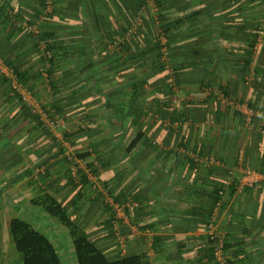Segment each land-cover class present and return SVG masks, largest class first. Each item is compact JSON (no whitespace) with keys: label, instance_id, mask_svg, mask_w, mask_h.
Masks as SVG:
<instances>
[{"label":"crops","instance_id":"0c3cea01","mask_svg":"<svg viewBox=\"0 0 264 264\" xmlns=\"http://www.w3.org/2000/svg\"><path fill=\"white\" fill-rule=\"evenodd\" d=\"M158 1L170 11L163 22L167 39L149 0L143 32L136 36L142 50L122 52V34L132 26V0H54L51 12L43 9L42 0H0V56L31 75L41 106H58L55 117L63 121L52 133L40 128L26 133L34 125L0 85V131L11 124L20 132L3 133L18 153L8 164L0 157V264H23L10 234L14 217L49 237L63 264H78L68 230L30 203L39 193L31 178L40 166L49 172L44 189L72 201L70 214L110 257L120 251L114 237H107L114 213L103 195L124 205L128 220L120 228L127 251L146 253L148 264L199 263L213 188L228 180L238 151L254 169H264V48L257 46L244 69L239 64L244 52L233 46L245 39L239 26H264V4ZM201 9L202 15L191 17ZM43 34L58 48V62L47 77L40 72ZM154 34L160 53L148 50ZM262 37L260 32L258 44ZM125 38H130L127 33ZM173 98H178L175 106ZM246 107L254 113L248 127L240 111ZM139 135V145L128 154ZM57 144L80 162L85 183L79 196ZM190 151L216 164L195 162ZM26 169L32 172L27 175ZM225 208L233 217L225 224L228 237L245 242L246 259L238 258V264H264V185L227 195ZM156 237L166 241L157 248L169 253L154 254Z\"/></svg>","mask_w":264,"mask_h":264},{"label":"trees","instance_id":"16d2710c","mask_svg":"<svg viewBox=\"0 0 264 264\" xmlns=\"http://www.w3.org/2000/svg\"><path fill=\"white\" fill-rule=\"evenodd\" d=\"M148 1L149 0H132V24L134 23L135 19L141 14L142 22L144 23V15L146 8L148 6ZM259 2L260 4H264V0H247V2ZM154 5L156 6V12H155V21L160 22V28H161V35H164L165 37L167 36L169 30L165 26H163V22L167 21L170 19V11L164 10L161 7V4L158 0H153ZM42 7L45 10L46 6L44 4V0H42ZM210 9L209 11H211ZM53 11V10H52ZM205 11L201 9L197 13L195 12L191 17H198L202 15ZM242 11H239V13ZM4 12L1 10L0 15H2ZM147 13V12H146ZM213 13V11H212ZM38 14H43V11H38ZM247 14V13H246ZM152 18V16H150ZM143 23L140 27L137 28L135 34L132 35L131 38H125L126 33H128L129 28H127L124 33L122 34L123 42L120 44V50L123 51H136L142 50V45L137 42L136 36L139 37V35L142 34V27ZM154 23V22H153ZM162 24V25H161ZM156 26V23H154ZM239 32L244 33V41L242 43H239L238 46H234V49L241 52L243 51L244 57L239 59V64H241L244 69H247L250 67V64L252 62L251 58L254 54V51L257 49L258 46V37L261 32V28L258 25H252V26H239L238 27ZM155 35V34H154ZM156 36V35H155ZM45 35L40 36V40H42V43H45V51L49 52L51 54V59H49V69L47 71V74L50 75L53 72V67L55 66L56 62H58L57 57L55 56V52L58 50V48H55L51 46L49 43H46L45 40ZM167 39V37H166ZM155 40V41H154ZM151 41L150 46L152 45V48L148 47V50L160 53L162 46L160 45V38L159 36H156L155 39ZM168 41L166 43L168 47ZM264 51V49H263ZM143 55V54H141ZM1 57V56H0ZM2 58V57H1ZM46 59L44 57L43 59V65H45ZM7 64V63H6ZM8 65V64H7ZM10 66L18 76V79L20 82L28 86L30 89L31 87V75L26 72H21L19 69H17L14 65L9 64ZM247 74V73H246ZM247 76V75H246ZM6 83V84H5ZM0 85H5V88H8V83L5 80H0ZM4 87V86H3ZM33 91V90H32ZM8 93V91H7ZM8 97H10L8 95ZM11 98V97H10ZM14 100H17L21 103L19 99L16 98H11ZM22 104V103H21ZM23 112H25V120L32 125H34L31 129H26V133H32L31 130H38L40 128L43 132L47 133H52L51 132V127L47 126L40 120L39 117L34 116L27 107H25L23 104ZM53 110V112L48 111V115L51 118H54L55 115H58V111L60 110L58 106H51L50 108ZM56 113V114H55ZM27 123V124H28ZM11 124H5V127L3 129L1 128L0 131V157L3 158L4 162L8 164L13 160V158L16 157V154L18 153L15 149L14 144L11 142L10 139L4 140L3 139V133H20L19 131L14 132V128L11 127ZM29 127V125H28ZM2 133V134H1ZM3 139V140H2ZM25 140L28 142V140L25 138ZM53 141H56L52 138ZM141 140V136L139 135L136 139L132 141V143L128 146L126 149V152L129 154L131 150L133 151L134 148H136ZM25 142V141H24ZM57 150L58 154L57 155H63L64 160L70 164L68 161L67 157H65V151L62 149L60 144H57ZM198 154H201L200 152H197ZM80 159L84 160L87 158V155H80ZM236 167V165H235ZM252 169V165H250ZM258 172H264V169H254ZM25 172L30 174L32 171L29 169H26ZM35 173V171H34ZM34 173L31 178L32 182L36 184L39 193L38 195L30 201V203L33 206L40 207L43 209V211L50 217L56 219L65 229L68 230L70 238L72 240V246L76 254V258L78 261V264H148L149 258L146 255V253H131V252H126L125 255L121 256L118 255L116 257H110L108 256L96 243H94L90 236L85 232L77 222V219L73 217V215L70 214L69 212V207L71 204V200L66 199H61L57 195H52V193H49L47 189L43 188L39 184L41 182L43 185L45 184L46 179L48 178L49 172L47 171V174L45 176H40L39 182L34 179ZM70 173V171H69ZM84 174L80 173L81 176V181L80 184H75L73 183V179L71 175H69V180L73 184V189L75 190V193L77 196L81 194L82 191V184L83 180L85 183L84 179ZM234 182L228 186V192L227 195L235 194L237 192V185H238V178L235 176ZM226 187V182L225 183H220L216 186H214L213 191H212V196H211V208L208 213V220L206 221L205 225V232L207 228V224L210 221L212 211L217 204V202L220 200L219 197V192ZM251 188H247L244 191H248ZM243 191V192H244ZM224 209L225 208V203H224ZM233 218V217H232ZM229 221L228 224L232 222V219ZM109 228L107 232V237H114V232L112 229V224L111 222L109 223ZM10 234L13 240L14 248L17 253L22 255L23 257V264H63L62 260L57 252L56 246L54 243L51 241L49 237H47L44 233H42L40 230L36 229L34 225H32L30 222L27 220L20 218V217H14L10 221ZM228 228V226H227ZM226 228V230H227ZM122 234L126 237V232L125 229L122 228ZM229 233L227 231V236H226V246H225V251L228 256V264H238V258L245 260L246 257L242 256L243 252H245V249L242 248L244 246L245 242L243 241H231ZM205 237V250L203 254V257L197 261L199 263L197 264H218L215 259L214 255V248L212 246V242L206 237ZM127 240V237H126ZM165 239L162 237H156L152 240V251L154 252L155 255H160L162 253H169L168 249L165 248H157V245L163 244L165 245ZM180 247V246H178ZM179 250V249H178ZM243 262V261H242Z\"/></svg>","mask_w":264,"mask_h":264},{"label":"built area","instance_id":"2783aa9c","mask_svg":"<svg viewBox=\"0 0 264 264\" xmlns=\"http://www.w3.org/2000/svg\"><path fill=\"white\" fill-rule=\"evenodd\" d=\"M44 4L46 6V11L51 12L54 0H44ZM142 25L141 14L135 19L131 28L129 29L127 35L131 38L133 34H135L138 27ZM119 46V43L112 44L113 46ZM46 62L45 65L42 66L41 73L44 77H47V70L49 69V59H51V54L45 51L44 55ZM0 80H5L8 83V93L12 98L19 99L21 103L28 108V110L34 115L40 118L44 124L53 128L61 126L63 121L58 117L51 118L48 115V111L53 112L50 108H44L41 106L37 97L35 96L32 89L19 81L18 76L15 71L6 64L3 58L0 57ZM178 103V98H173L172 106H175ZM240 111L244 114V124L246 127L250 126L253 119V111L248 109L247 107ZM56 116V115H55ZM59 119V120H58ZM191 158L194 159L195 162H206L207 164H216L214 159H210L208 157H203L202 155L195 153L193 151L188 152ZM68 161L70 162L69 171L70 175L75 184H80L81 176H80V162L75 160V157L71 154H65ZM235 173L239 174L237 192H243L247 188H258L264 185V172H258L250 167L248 162L245 160V155L243 150L238 151L237 155V165L232 169L228 175V180L226 181V187L223 188L219 192L220 200L215 205L210 221L207 224L205 235L212 242V246L214 248V255L216 262L218 264H228V256L225 251L226 246V236L227 230L225 224H228L231 220V215L224 209V203L228 192V186L234 182ZM47 174V168L45 166H40L35 170L34 179L36 181H40V176H45ZM92 187L98 189V183L95 180L92 181ZM41 186L44 185L39 182ZM104 202L106 206H108L111 211L114 213L111 224L114 232V240L118 245L120 255L123 256L127 252V240L126 237L122 234L120 223L126 222L128 217L126 215L124 205L115 202L112 198L109 197V194L103 195Z\"/></svg>","mask_w":264,"mask_h":264},{"label":"rangeland","instance_id":"374dc122","mask_svg":"<svg viewBox=\"0 0 264 264\" xmlns=\"http://www.w3.org/2000/svg\"><path fill=\"white\" fill-rule=\"evenodd\" d=\"M261 32L264 33V26L261 27ZM264 37L261 38L259 44H258V47H263L264 48V41H263ZM256 59V58H255ZM33 89V88H32ZM60 130L57 129V132L59 133ZM53 135H55V133H53Z\"/></svg>","mask_w":264,"mask_h":264}]
</instances>
